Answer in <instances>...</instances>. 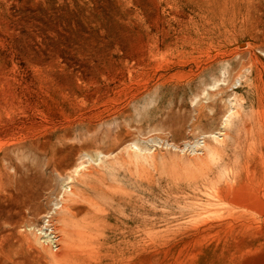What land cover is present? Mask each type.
<instances>
[{
    "label": "rangeland",
    "instance_id": "1",
    "mask_svg": "<svg viewBox=\"0 0 264 264\" xmlns=\"http://www.w3.org/2000/svg\"><path fill=\"white\" fill-rule=\"evenodd\" d=\"M0 264H264V0H0Z\"/></svg>",
    "mask_w": 264,
    "mask_h": 264
},
{
    "label": "built area",
    "instance_id": "2",
    "mask_svg": "<svg viewBox=\"0 0 264 264\" xmlns=\"http://www.w3.org/2000/svg\"><path fill=\"white\" fill-rule=\"evenodd\" d=\"M54 214V209L50 208L36 224L27 226V229L37 236L39 241L48 246L49 249L57 251L59 249V236L55 231Z\"/></svg>",
    "mask_w": 264,
    "mask_h": 264
}]
</instances>
